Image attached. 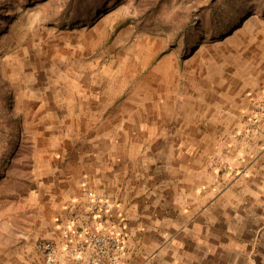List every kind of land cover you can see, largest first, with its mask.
<instances>
[{
  "label": "crops",
  "instance_id": "1",
  "mask_svg": "<svg viewBox=\"0 0 264 264\" xmlns=\"http://www.w3.org/2000/svg\"><path fill=\"white\" fill-rule=\"evenodd\" d=\"M110 75L15 103L35 159L25 190L0 197V264H45L36 245L61 244L63 225L124 231L121 264H264V67L251 83L221 69L189 111L178 83L170 109L160 68Z\"/></svg>",
  "mask_w": 264,
  "mask_h": 264
},
{
  "label": "rangeland",
  "instance_id": "2",
  "mask_svg": "<svg viewBox=\"0 0 264 264\" xmlns=\"http://www.w3.org/2000/svg\"><path fill=\"white\" fill-rule=\"evenodd\" d=\"M262 67L264 0H0V197L25 190L35 159L15 103L39 90L65 95L70 74L108 72L119 87L133 70L160 68L170 109L178 83L189 111L195 93L209 99L197 88L221 69L251 83Z\"/></svg>",
  "mask_w": 264,
  "mask_h": 264
},
{
  "label": "built area",
  "instance_id": "3",
  "mask_svg": "<svg viewBox=\"0 0 264 264\" xmlns=\"http://www.w3.org/2000/svg\"><path fill=\"white\" fill-rule=\"evenodd\" d=\"M82 181L84 183L85 179ZM91 208L97 214L107 210L108 205L94 198ZM60 230L63 234L61 244L45 240L36 245L45 264H121L126 241L124 231L104 227L77 230L65 225Z\"/></svg>",
  "mask_w": 264,
  "mask_h": 264
}]
</instances>
